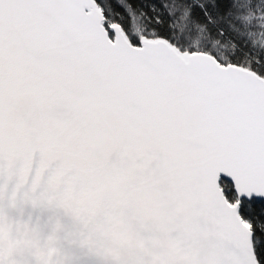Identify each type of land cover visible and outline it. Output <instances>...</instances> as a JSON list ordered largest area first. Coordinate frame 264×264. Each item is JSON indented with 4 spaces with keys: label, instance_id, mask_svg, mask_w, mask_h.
Wrapping results in <instances>:
<instances>
[{
    "label": "snow or ice",
    "instance_id": "6c2138e0",
    "mask_svg": "<svg viewBox=\"0 0 264 264\" xmlns=\"http://www.w3.org/2000/svg\"><path fill=\"white\" fill-rule=\"evenodd\" d=\"M0 264H264V0H0Z\"/></svg>",
    "mask_w": 264,
    "mask_h": 264
}]
</instances>
